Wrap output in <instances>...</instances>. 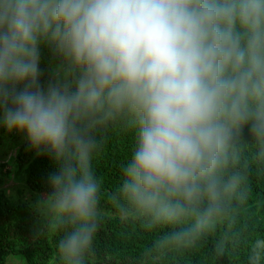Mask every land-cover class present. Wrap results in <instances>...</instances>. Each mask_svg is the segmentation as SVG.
Masks as SVG:
<instances>
[{
    "label": "clouds",
    "instance_id": "clouds-1",
    "mask_svg": "<svg viewBox=\"0 0 264 264\" xmlns=\"http://www.w3.org/2000/svg\"><path fill=\"white\" fill-rule=\"evenodd\" d=\"M44 48L65 68L46 83ZM121 122L134 145L113 200L149 227L190 220L166 242L195 245L245 179L240 137L264 158V0H0V127L56 165L36 210L58 264L94 246L99 133Z\"/></svg>",
    "mask_w": 264,
    "mask_h": 264
},
{
    "label": "trees",
    "instance_id": "trees-1",
    "mask_svg": "<svg viewBox=\"0 0 264 264\" xmlns=\"http://www.w3.org/2000/svg\"><path fill=\"white\" fill-rule=\"evenodd\" d=\"M40 67L42 83L65 71L63 59L49 48L42 49ZM99 135L104 143L93 167L101 182V202L98 231L86 264H247L252 240L264 234V158H257L250 137L242 136L238 141L237 167L245 179L227 214L195 245L185 247L169 245L166 237L190 226V220L149 227L145 216L113 200L122 165L134 145L133 132L121 122ZM55 170L54 161L33 149L26 136L0 127V264H6L9 257H22L25 264H58L57 236L51 232L37 234L45 220L30 196L40 195L42 199L47 194V180ZM12 190L15 195L7 193Z\"/></svg>",
    "mask_w": 264,
    "mask_h": 264
},
{
    "label": "rangeland",
    "instance_id": "rangeland-1",
    "mask_svg": "<svg viewBox=\"0 0 264 264\" xmlns=\"http://www.w3.org/2000/svg\"><path fill=\"white\" fill-rule=\"evenodd\" d=\"M11 185V183H9V184H7L6 185V187L7 186H10ZM9 195H15L16 193H15V190H12V191H8L7 192ZM23 196L24 197H26V198H28L29 196L28 195H26V193L24 192L23 193ZM22 196V197H23ZM31 197H32V200H33V202L36 204V205H38V202L41 200V197H40V195H30ZM6 264H25L24 263V260L22 259V257H9L8 259H7V262H6Z\"/></svg>",
    "mask_w": 264,
    "mask_h": 264
}]
</instances>
